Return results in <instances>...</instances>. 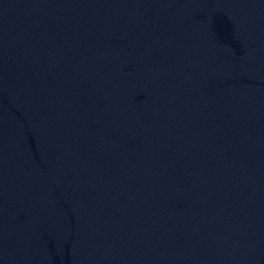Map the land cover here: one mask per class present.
Segmentation results:
<instances>
[{
    "label": "water",
    "instance_id": "obj_1",
    "mask_svg": "<svg viewBox=\"0 0 264 264\" xmlns=\"http://www.w3.org/2000/svg\"><path fill=\"white\" fill-rule=\"evenodd\" d=\"M0 264H264V0H0Z\"/></svg>",
    "mask_w": 264,
    "mask_h": 264
}]
</instances>
